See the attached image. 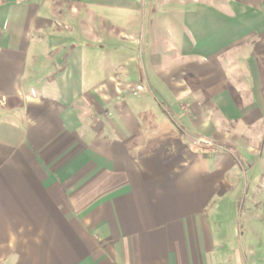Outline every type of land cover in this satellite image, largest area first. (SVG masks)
Wrapping results in <instances>:
<instances>
[{"label":"crops","instance_id":"obj_1","mask_svg":"<svg viewBox=\"0 0 264 264\" xmlns=\"http://www.w3.org/2000/svg\"><path fill=\"white\" fill-rule=\"evenodd\" d=\"M263 150L264 0H0V264H264Z\"/></svg>","mask_w":264,"mask_h":264},{"label":"rangeland","instance_id":"obj_2","mask_svg":"<svg viewBox=\"0 0 264 264\" xmlns=\"http://www.w3.org/2000/svg\"><path fill=\"white\" fill-rule=\"evenodd\" d=\"M136 51H137V49H136ZM207 141L209 143H206V144L210 145L211 142L209 140H207ZM200 146H204V145H202V143H200ZM262 155H264V150H263V154ZM245 166H246V163L244 162V167ZM238 170H240V167L238 168ZM249 175L250 174L248 173L246 176L241 177V180H242V182H241V191H240V193H241V200H244V199L247 200L248 197L250 196L249 195V192L247 193V191H249V187L247 186V185H249V181H250V176ZM260 180L262 181L260 185L264 184V177L261 178ZM247 187H248V189H247ZM257 192L259 193V195H264V189H259V190H257ZM241 224H242V222H241Z\"/></svg>","mask_w":264,"mask_h":264},{"label":"built area","instance_id":"obj_3","mask_svg":"<svg viewBox=\"0 0 264 264\" xmlns=\"http://www.w3.org/2000/svg\"><path fill=\"white\" fill-rule=\"evenodd\" d=\"M136 89L141 90V89H143V86L141 84H138V85H136ZM199 142L204 143V144L209 143L207 140H205L203 138H199Z\"/></svg>","mask_w":264,"mask_h":264}]
</instances>
